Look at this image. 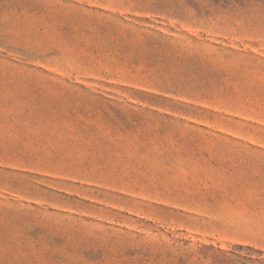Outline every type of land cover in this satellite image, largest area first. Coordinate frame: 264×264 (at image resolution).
Masks as SVG:
<instances>
[{
	"label": "rangeland",
	"instance_id": "374dc122",
	"mask_svg": "<svg viewBox=\"0 0 264 264\" xmlns=\"http://www.w3.org/2000/svg\"><path fill=\"white\" fill-rule=\"evenodd\" d=\"M0 264H264V0H0Z\"/></svg>",
	"mask_w": 264,
	"mask_h": 264
}]
</instances>
